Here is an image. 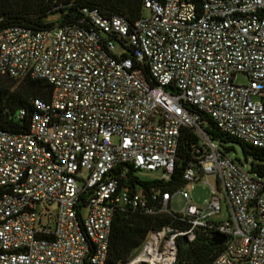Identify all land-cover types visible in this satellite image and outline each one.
I'll return each instance as SVG.
<instances>
[{"label": "built area", "instance_id": "1", "mask_svg": "<svg viewBox=\"0 0 264 264\" xmlns=\"http://www.w3.org/2000/svg\"><path fill=\"white\" fill-rule=\"evenodd\" d=\"M145 11L132 23L84 8L77 23L0 29V75L53 89L31 100L28 132L0 130V264H108L124 210L185 226L150 231L125 264H176L178 239L201 233L226 237L211 264H264V179L211 140L203 117L264 149V0H144ZM184 129L199 139L185 185L144 194L129 173L169 182ZM205 178L217 187L194 204Z\"/></svg>", "mask_w": 264, "mask_h": 264}, {"label": "trees", "instance_id": "2", "mask_svg": "<svg viewBox=\"0 0 264 264\" xmlns=\"http://www.w3.org/2000/svg\"><path fill=\"white\" fill-rule=\"evenodd\" d=\"M84 8L97 9L106 17L123 16L130 22H135L144 15V0H0V29L21 26L33 30H44L56 25L77 23L84 15ZM124 57H132L129 51ZM52 87L41 80L26 78L15 80L0 75V130L10 133L29 131L31 117V100L49 101ZM192 112L195 108L190 106ZM20 110H26L27 117L18 120ZM204 127L211 140L218 142L225 153L234 151L238 145L246 160H251V172L264 179V149L232 138L222 133L216 124L206 116ZM199 139L190 129H184L178 148V162L172 179L163 183L160 181L141 182L134 171L129 173V179H136L144 194L151 187L161 186L162 191L174 193L185 185L183 173L187 166L196 162L195 148ZM165 226L183 229L176 218L168 214L145 215L131 210L119 211L115 215L109 247L108 264H125L146 241L150 231L161 230ZM212 237L201 233L193 242L184 237L178 239V259L176 264H211L224 250V246L212 244Z\"/></svg>", "mask_w": 264, "mask_h": 264}, {"label": "rangeland", "instance_id": "3", "mask_svg": "<svg viewBox=\"0 0 264 264\" xmlns=\"http://www.w3.org/2000/svg\"><path fill=\"white\" fill-rule=\"evenodd\" d=\"M144 16H149L148 11L144 12ZM235 81L237 84L245 85L248 84V78L243 75L239 74L235 76ZM219 144V143H216ZM222 148V146H221ZM227 156L234 160L236 164L243 167H250L251 160H246L241 148L238 145H234V151L231 153H227ZM138 177L143 181H152L161 178L162 171L157 172H139ZM216 186V180L214 178H205L202 182L198 183L194 190L191 192V196L193 199L194 204L201 205L205 200H208L211 198L213 194L212 187ZM173 207L176 211H181L185 208V202L180 196H176L173 201Z\"/></svg>", "mask_w": 264, "mask_h": 264}, {"label": "water", "instance_id": "4", "mask_svg": "<svg viewBox=\"0 0 264 264\" xmlns=\"http://www.w3.org/2000/svg\"><path fill=\"white\" fill-rule=\"evenodd\" d=\"M226 241V237L220 234H214L212 244L215 246H222Z\"/></svg>", "mask_w": 264, "mask_h": 264}]
</instances>
